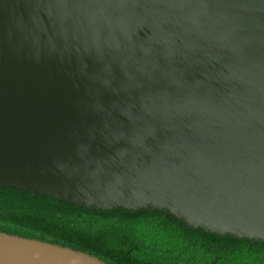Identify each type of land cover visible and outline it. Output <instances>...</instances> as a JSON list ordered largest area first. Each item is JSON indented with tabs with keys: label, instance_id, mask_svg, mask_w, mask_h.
Segmentation results:
<instances>
[{
	"label": "water",
	"instance_id": "95a60500",
	"mask_svg": "<svg viewBox=\"0 0 264 264\" xmlns=\"http://www.w3.org/2000/svg\"><path fill=\"white\" fill-rule=\"evenodd\" d=\"M0 186L264 244V0H0Z\"/></svg>",
	"mask_w": 264,
	"mask_h": 264
},
{
	"label": "trees",
	"instance_id": "16d2710c",
	"mask_svg": "<svg viewBox=\"0 0 264 264\" xmlns=\"http://www.w3.org/2000/svg\"><path fill=\"white\" fill-rule=\"evenodd\" d=\"M0 232L107 264H264V244L187 229L162 213L80 209L1 186Z\"/></svg>",
	"mask_w": 264,
	"mask_h": 264
}]
</instances>
